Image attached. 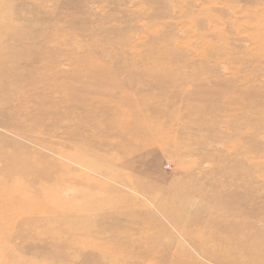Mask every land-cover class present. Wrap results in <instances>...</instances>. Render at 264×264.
Returning <instances> with one entry per match:
<instances>
[{
	"label": "rangeland",
	"instance_id": "obj_1",
	"mask_svg": "<svg viewBox=\"0 0 264 264\" xmlns=\"http://www.w3.org/2000/svg\"><path fill=\"white\" fill-rule=\"evenodd\" d=\"M0 264H264V0H0Z\"/></svg>",
	"mask_w": 264,
	"mask_h": 264
}]
</instances>
